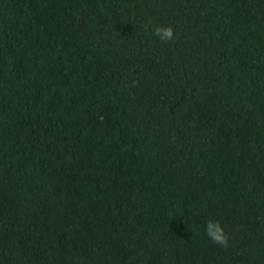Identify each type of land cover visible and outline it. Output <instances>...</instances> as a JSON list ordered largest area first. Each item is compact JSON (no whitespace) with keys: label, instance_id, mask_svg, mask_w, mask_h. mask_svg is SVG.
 <instances>
[{"label":"trees","instance_id":"trees-1","mask_svg":"<svg viewBox=\"0 0 264 264\" xmlns=\"http://www.w3.org/2000/svg\"><path fill=\"white\" fill-rule=\"evenodd\" d=\"M0 264H264V0H0Z\"/></svg>","mask_w":264,"mask_h":264},{"label":"clouds","instance_id":"clouds-1","mask_svg":"<svg viewBox=\"0 0 264 264\" xmlns=\"http://www.w3.org/2000/svg\"><path fill=\"white\" fill-rule=\"evenodd\" d=\"M147 30L152 37L158 39L162 44H166L174 38V31L170 26L148 25ZM204 232L214 244L222 248L230 246V238L220 220L212 217L208 218L205 223Z\"/></svg>","mask_w":264,"mask_h":264}]
</instances>
